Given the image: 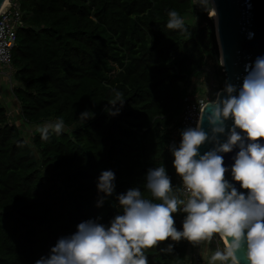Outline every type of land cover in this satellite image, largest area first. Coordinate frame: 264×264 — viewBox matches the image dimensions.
I'll return each instance as SVG.
<instances>
[{"label":"trees","instance_id":"obj_1","mask_svg":"<svg viewBox=\"0 0 264 264\" xmlns=\"http://www.w3.org/2000/svg\"><path fill=\"white\" fill-rule=\"evenodd\" d=\"M12 1L23 26L8 83L14 107L0 98V264H35L80 222L107 224L119 211L116 195L144 192L150 168L165 166L179 187L167 146L197 78L213 68L222 89L226 74L200 0ZM172 10L182 29L167 28ZM57 118L61 134L42 140L33 130L28 140L27 125ZM105 170L116 189L98 208ZM182 220L178 211V229ZM191 247L180 241L170 254L156 247L145 255L149 264H184Z\"/></svg>","mask_w":264,"mask_h":264},{"label":"clouds","instance_id":"obj_2","mask_svg":"<svg viewBox=\"0 0 264 264\" xmlns=\"http://www.w3.org/2000/svg\"><path fill=\"white\" fill-rule=\"evenodd\" d=\"M200 5L216 15L211 0ZM168 16L167 28H183L175 10ZM245 73L242 83L226 81L215 98L202 99L194 126L181 129L179 141L167 146L179 187L165 166L150 168L144 192L133 187L116 195L119 211L107 224L100 218L80 222L35 264H149L148 249L160 246L170 254L175 242L198 245L213 238L222 246L211 251L207 264H264V55ZM108 111L118 114L111 106ZM91 116L86 110L78 119L84 123ZM63 130L62 118L38 129L42 140ZM202 146L210 147L202 152ZM229 153L234 155L226 166ZM115 179L112 170L98 176V208L115 193Z\"/></svg>","mask_w":264,"mask_h":264},{"label":"water","instance_id":"obj_3","mask_svg":"<svg viewBox=\"0 0 264 264\" xmlns=\"http://www.w3.org/2000/svg\"><path fill=\"white\" fill-rule=\"evenodd\" d=\"M4 2L0 0V12ZM211 3L217 9V21H213L219 62L226 74V81L242 83L245 66L264 55V0H211ZM208 147L202 146L201 151L208 150ZM233 155L229 153L224 156L226 166L231 165ZM226 178L230 179V176L226 174Z\"/></svg>","mask_w":264,"mask_h":264},{"label":"built area","instance_id":"obj_4","mask_svg":"<svg viewBox=\"0 0 264 264\" xmlns=\"http://www.w3.org/2000/svg\"><path fill=\"white\" fill-rule=\"evenodd\" d=\"M21 17L22 16L20 11L18 10V5L13 3L12 0H9L8 6L2 9L0 12V85H1V76H4L6 78L7 83H11L12 81V75H13V69L11 65L12 56H13V49L16 45L18 38V29H20L23 26V21L21 20ZM195 91H197V88L195 89ZM199 95L200 94L196 92L194 95L188 98V102L186 103L183 113L180 117V124H181L180 130L188 126H194L199 114L200 101L205 98L212 99L214 94L208 92L203 97ZM179 131L170 139L169 144L172 143L173 141L176 142L179 141ZM205 242L206 241H202L198 245L191 244L192 247L190 252L194 264H200V262L202 261L201 258L205 253L204 252ZM210 242L213 244L214 250L217 247L221 246V242L216 238H213V240H211Z\"/></svg>","mask_w":264,"mask_h":264},{"label":"rangeland","instance_id":"obj_5","mask_svg":"<svg viewBox=\"0 0 264 264\" xmlns=\"http://www.w3.org/2000/svg\"><path fill=\"white\" fill-rule=\"evenodd\" d=\"M211 16V14L209 15ZM213 68H207L205 71L206 73L201 77V78H197V80L194 83V88H197V91L201 97H203L205 94H207L208 92H211L212 94L215 95V93L220 90V86H219V81L216 79L214 72H212ZM204 71V72H205ZM0 98L4 99V100H8L9 102H7V105L10 108H13L14 106H12V100H11V96L9 94L10 91V86L9 84L6 82V78L4 76H1V85H0ZM199 95V96H200ZM200 98V97H197ZM6 103V102H5ZM46 124V123H45ZM27 129H29L30 134L28 137V140H31L32 135L31 132L34 131H38V127H29V125H27ZM44 126V125H43ZM222 246V245H221ZM211 250H214V246L213 244H208L205 242V250L204 252L207 253L211 252Z\"/></svg>","mask_w":264,"mask_h":264},{"label":"crops","instance_id":"obj_6","mask_svg":"<svg viewBox=\"0 0 264 264\" xmlns=\"http://www.w3.org/2000/svg\"><path fill=\"white\" fill-rule=\"evenodd\" d=\"M208 244H211L210 241H206ZM204 248H205V245H204ZM205 250V249H204ZM213 251V250H211ZM190 254H188V259L186 260V262L184 264H194V261H193V258H192V255H191V252H189ZM211 254V252H208L207 253H204V255L202 256V261L200 262V264H207V260H208V257L209 255Z\"/></svg>","mask_w":264,"mask_h":264},{"label":"bare ground","instance_id":"obj_7","mask_svg":"<svg viewBox=\"0 0 264 264\" xmlns=\"http://www.w3.org/2000/svg\"><path fill=\"white\" fill-rule=\"evenodd\" d=\"M8 4H9V0H5L2 9L6 8L8 6ZM213 7L215 9L216 15H212L211 12H210V14H211V17L217 21V9H216V6L215 5H213Z\"/></svg>","mask_w":264,"mask_h":264}]
</instances>
